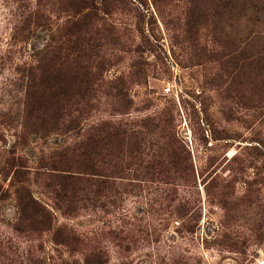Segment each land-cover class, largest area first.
I'll use <instances>...</instances> for the list:
<instances>
[{
  "label": "rangeland",
  "instance_id": "rangeland-1",
  "mask_svg": "<svg viewBox=\"0 0 264 264\" xmlns=\"http://www.w3.org/2000/svg\"><path fill=\"white\" fill-rule=\"evenodd\" d=\"M0 264H264V0H0Z\"/></svg>",
  "mask_w": 264,
  "mask_h": 264
},
{
  "label": "trees",
  "instance_id": "trees-1",
  "mask_svg": "<svg viewBox=\"0 0 264 264\" xmlns=\"http://www.w3.org/2000/svg\"><path fill=\"white\" fill-rule=\"evenodd\" d=\"M243 1H248V0H243ZM255 8V7H254ZM49 58L48 61L51 64L50 70L54 73V75L56 76V78L59 76L61 78H65L69 72H72V68H70V66H65L62 64H58V50H53L50 54H49ZM59 94H55V96H48L47 97V102L49 104V109L52 110L53 115L57 116V114H59L60 110L63 108L60 103H58V96ZM59 97H61V94L59 95ZM110 133V132H109ZM115 133H110L108 135H106L104 137V140L109 141L110 138L114 137ZM109 143V142H108ZM89 154L87 153H82L81 156H88ZM61 172H66V171H61ZM74 174H76V176L78 175V179L76 180V185L79 187L78 188V192L82 193L86 190V188L90 186L91 181L89 179H84L85 181L82 182V184L80 185L79 182H81V178L79 177L80 173H76L74 172ZM67 179V178H66ZM63 183L66 184H70L71 181H63Z\"/></svg>",
  "mask_w": 264,
  "mask_h": 264
},
{
  "label": "built area",
  "instance_id": "built-area-1",
  "mask_svg": "<svg viewBox=\"0 0 264 264\" xmlns=\"http://www.w3.org/2000/svg\"><path fill=\"white\" fill-rule=\"evenodd\" d=\"M168 91H169V89L166 90V92H168Z\"/></svg>",
  "mask_w": 264,
  "mask_h": 264
}]
</instances>
